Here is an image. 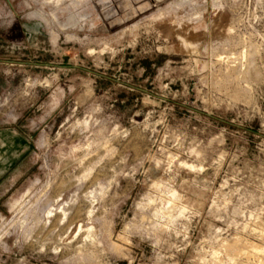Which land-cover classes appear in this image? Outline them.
<instances>
[{"label":"rangeland","instance_id":"rangeland-1","mask_svg":"<svg viewBox=\"0 0 264 264\" xmlns=\"http://www.w3.org/2000/svg\"><path fill=\"white\" fill-rule=\"evenodd\" d=\"M6 129L0 264H264V0H0Z\"/></svg>","mask_w":264,"mask_h":264},{"label":"crops","instance_id":"crops-1","mask_svg":"<svg viewBox=\"0 0 264 264\" xmlns=\"http://www.w3.org/2000/svg\"><path fill=\"white\" fill-rule=\"evenodd\" d=\"M31 142L28 136L18 129L0 130V207H8L5 203L12 190L15 174L24 175L29 172L21 166L30 151ZM10 183V184H9ZM6 187L4 188L3 186Z\"/></svg>","mask_w":264,"mask_h":264}]
</instances>
